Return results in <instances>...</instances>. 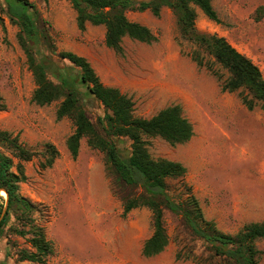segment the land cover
Wrapping results in <instances>:
<instances>
[{"label": "rangeland", "instance_id": "374dc122", "mask_svg": "<svg viewBox=\"0 0 264 264\" xmlns=\"http://www.w3.org/2000/svg\"><path fill=\"white\" fill-rule=\"evenodd\" d=\"M28 2L38 30L34 55H44L53 62L52 68L57 66L60 74L77 82L79 105L101 133L98 116L104 107L79 84L70 62L58 57L61 50L84 56L103 84L117 87L132 100L135 116L150 117L170 105L181 107L192 125L191 138L171 144L154 136L147 143L153 158L179 161L186 168L182 180L168 181L170 194L178 197L183 184L190 186L204 218L225 233L264 222V110L259 103L248 109L239 90L222 89L229 72L180 34L168 7L157 15L149 9L127 11L128 19L148 27L155 39L147 43L123 37L117 52L105 45L104 25L87 22L84 29L78 28L69 0ZM211 4L218 20L196 8L197 31L225 37L264 76V0H211ZM0 18V130L17 135L35 152L21 161L25 179L18 192L34 202L31 215L53 245L44 264H230L167 209H163L167 244L155 255L142 254L153 230L150 209L139 206L123 213L113 189L116 175L104 153L89 146L86 137L80 139L77 155L70 154L66 139L74 120L56 117L63 96L44 105L31 99L35 82L20 43L22 28L5 0H0ZM196 52L202 57L200 64L193 57ZM49 77L60 82L52 74ZM47 143L58 151L51 165H43L49 155ZM0 151L10 155L4 147ZM14 228L22 225L13 213L0 234V264H38L18 258L17 249L30 244L28 235L21 236ZM256 246L264 252V239ZM259 263L264 264V254Z\"/></svg>", "mask_w": 264, "mask_h": 264}, {"label": "trees", "instance_id": "16d2710c", "mask_svg": "<svg viewBox=\"0 0 264 264\" xmlns=\"http://www.w3.org/2000/svg\"><path fill=\"white\" fill-rule=\"evenodd\" d=\"M76 11L79 29H84L87 22L101 24L105 27L104 42L108 47L120 52L121 40L129 37L142 42H151L155 35L143 24L131 21L127 11L149 9L159 14L162 7H168L176 18L180 34L194 42L200 49L211 55L215 61L227 69L229 75L222 82V89L239 90L241 99L248 109L259 103L264 110V76L259 67L245 54L240 52L225 37L205 34L195 27L196 8L209 19L217 21L211 0H69ZM11 15L15 16L22 28L20 43L26 53L28 66L32 71L35 88L31 99L39 104H48L61 96L56 109V117L71 116L74 130L66 139L70 154L75 157L79 141L86 137L87 144L97 148L105 155L109 168L115 173L114 192L121 198L123 213L139 206H146L152 215L153 230L144 241L142 254L152 256L163 250L167 244L163 209L179 215L215 255L226 259L230 264H260L259 258L264 254L256 246L259 239H264V222H250L243 225L236 233L220 231L211 220L203 216L197 198L190 186L183 184L178 197L169 192V180H182L186 168L179 161L166 158H153L148 149V137L158 136L171 144L182 143L193 135L192 125L182 114L181 107L170 105L160 109L150 117L135 116L133 102L117 87L102 83L90 62L82 55L72 51L61 50L58 57L70 62L77 74L78 82L87 88L89 95L97 99L104 107L98 122L102 133L86 115L79 105L81 91L74 79L59 73L57 66L44 55H34L33 47L38 40L36 18L30 11L32 4L28 0H5ZM1 20V18H0ZM201 63V56H193ZM56 76L60 82L50 79ZM125 140L129 145L125 146ZM0 146L10 155L0 151V190L6 193L2 201L0 196V234L7 224L9 216L15 214L22 228H14L21 235H28V248H18L20 260H29L44 264L52 254L53 245L46 238L42 225L35 223L31 212L35 204L18 192L19 182L25 179L21 161L31 159L34 151L27 148L6 130H0ZM49 155L43 165H51L57 149L47 143ZM13 158L18 162L13 163ZM15 166V170L12 167ZM125 189H130L126 191ZM3 192V191H2ZM18 209L20 212H14Z\"/></svg>", "mask_w": 264, "mask_h": 264}, {"label": "bare ground", "instance_id": "6f19581e", "mask_svg": "<svg viewBox=\"0 0 264 264\" xmlns=\"http://www.w3.org/2000/svg\"><path fill=\"white\" fill-rule=\"evenodd\" d=\"M4 192V191H3Z\"/></svg>", "mask_w": 264, "mask_h": 264}, {"label": "water", "instance_id": "95a60500", "mask_svg": "<svg viewBox=\"0 0 264 264\" xmlns=\"http://www.w3.org/2000/svg\"><path fill=\"white\" fill-rule=\"evenodd\" d=\"M5 192V191H4Z\"/></svg>", "mask_w": 264, "mask_h": 264}]
</instances>
